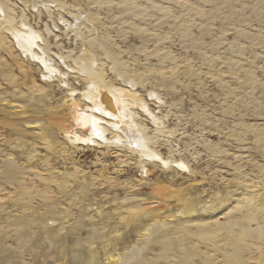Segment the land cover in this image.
Returning a JSON list of instances; mask_svg holds the SVG:
<instances>
[{"label": "rangeland", "instance_id": "rangeland-1", "mask_svg": "<svg viewBox=\"0 0 264 264\" xmlns=\"http://www.w3.org/2000/svg\"><path fill=\"white\" fill-rule=\"evenodd\" d=\"M0 264H264V0H0Z\"/></svg>", "mask_w": 264, "mask_h": 264}, {"label": "bare ground", "instance_id": "bare-ground-1", "mask_svg": "<svg viewBox=\"0 0 264 264\" xmlns=\"http://www.w3.org/2000/svg\"><path fill=\"white\" fill-rule=\"evenodd\" d=\"M83 67H85V69L87 71L90 68L88 65H83ZM94 92H95V94H98V97H99L98 98L99 102L97 104L94 102L96 105V106L94 105L95 106L94 108H96L99 111V113L101 112L105 117L112 119L114 121V123L119 126V128L126 129L127 127L124 128L123 123L121 121V115H120L121 111H119V109L121 110L122 107L129 106V105H127L128 104L127 103V101H128L127 97H121V94H124L126 92L121 90V89H116V88H107V89L103 88L100 90L94 88ZM102 105L107 107L113 113L112 112L109 113L110 111L105 109ZM96 109H94V110H96ZM88 118L90 119V117H88ZM123 133H125V132H123Z\"/></svg>", "mask_w": 264, "mask_h": 264}]
</instances>
